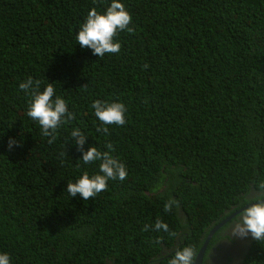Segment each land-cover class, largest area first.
<instances>
[{
  "label": "trees",
  "instance_id": "1",
  "mask_svg": "<svg viewBox=\"0 0 264 264\" xmlns=\"http://www.w3.org/2000/svg\"><path fill=\"white\" fill-rule=\"evenodd\" d=\"M120 2L134 30L118 33L119 54L99 58L76 36L112 0H0V253L11 264H169L264 199V0ZM29 77L41 91L52 83L75 114L51 143L27 115L19 85ZM95 100L123 103L127 123L98 132ZM77 128L85 151L111 144L128 172L88 201L66 191L100 174L99 161L80 159ZM243 212L212 234L202 264L216 242H234ZM245 240L239 257L221 256L264 264V241Z\"/></svg>",
  "mask_w": 264,
  "mask_h": 264
},
{
  "label": "clouds",
  "instance_id": "2",
  "mask_svg": "<svg viewBox=\"0 0 264 264\" xmlns=\"http://www.w3.org/2000/svg\"><path fill=\"white\" fill-rule=\"evenodd\" d=\"M132 23V16L126 10L125 5L120 0H112L110 7L105 12H98L93 7L87 14L76 40L81 48L91 49L93 55L103 58L105 54H119L121 44L115 39L119 32L127 30L132 32L134 29L129 25ZM41 81L33 80L29 77L25 82L20 83L19 88L29 96L31 103L27 115L34 121H38L42 128V134L49 136L51 143L54 133L63 124L75 119V114L68 110L66 101L55 95V88L52 83L40 90ZM94 115L101 122L102 127H98V132L108 134V125L124 126L127 123V108L123 103H108L95 100L91 106ZM71 139L77 146V150L82 153L80 159L84 164H92L99 161V173L89 176L84 172L81 178L75 183H68L66 191L71 197L78 194L84 200L94 199L99 193L106 191L109 180H126L128 172L124 164L119 162L110 153L114 151L111 144L106 145L109 151H100L96 147H89L84 150L87 136L80 129L71 132ZM18 146L17 141L9 138L8 148L11 150ZM176 201L169 200L165 203V212L172 210V205ZM148 226H145V230ZM167 232L168 225L161 220H157L154 230ZM236 236L246 237L249 234L254 240L264 241V202L254 203L247 207L241 215V221L233 229ZM195 251L192 247L178 249L170 259L169 264H194ZM0 264H11V258L7 253H0Z\"/></svg>",
  "mask_w": 264,
  "mask_h": 264
},
{
  "label": "rangeland",
  "instance_id": "3",
  "mask_svg": "<svg viewBox=\"0 0 264 264\" xmlns=\"http://www.w3.org/2000/svg\"><path fill=\"white\" fill-rule=\"evenodd\" d=\"M240 221H241V215L238 217V220H237V223H236V225L238 224V223H240ZM235 225V226H236ZM246 237H248V236H246ZM246 237H240V239H239V242H238V245H237V248H236V253H235V257L240 253L241 254V252H242V248H243V246H244V244H245V238ZM218 243H222L223 244V246H224V248L222 249V247H220V248H215V247H212V249L210 250V252H209V256H208V260H207V262H208V264H213L212 263V260H211V254H212V252L215 250V253L213 254V256L212 257H214V258H218L219 259V261H220V263L219 264H237V258L239 257V255H238V257L234 260H229V257H227L228 255H225L224 256V258L221 256L222 255V253H224V252H231L230 251V246L231 245H229V244H231V242L229 241V240H225V239H223V240H221V241H218ZM214 249V250H213ZM235 251V250H234ZM233 251V252H234ZM233 256V255H232ZM234 257V258H235Z\"/></svg>",
  "mask_w": 264,
  "mask_h": 264
},
{
  "label": "water",
  "instance_id": "4",
  "mask_svg": "<svg viewBox=\"0 0 264 264\" xmlns=\"http://www.w3.org/2000/svg\"><path fill=\"white\" fill-rule=\"evenodd\" d=\"M264 199H260L258 201L246 204L242 207H240L239 209L233 211L231 214H229L228 216H226L224 219H222L220 222L216 223L215 225H213L208 233L205 236V239L203 241V243L201 244L200 248L198 249V251L195 254V258H194V264H202V258H203V254L206 248V245L208 243V240L210 239V237L212 236V234L219 228L221 227L224 223H226L228 220H230L232 217L236 216L237 214H239L240 212H242L243 210H245L247 207L251 206L254 203H258L263 201Z\"/></svg>",
  "mask_w": 264,
  "mask_h": 264
},
{
  "label": "flooded vegetation",
  "instance_id": "5",
  "mask_svg": "<svg viewBox=\"0 0 264 264\" xmlns=\"http://www.w3.org/2000/svg\"><path fill=\"white\" fill-rule=\"evenodd\" d=\"M238 220V217L237 218H235L233 221H232V223H231V226H230V228H229V234L231 235V236H233L234 237V242L231 244V246H230V251H231V253L232 254H235L236 253V248H237V245H238V242H239V239H240V236H236V235H234V233H233V229L235 228V225H236V223H237V220ZM212 247H217V248H220L221 247V244L220 243H218V242H216ZM214 250V249H213ZM235 250V251H234ZM234 251V252H233ZM215 253V250L212 252V254H211V260H212V263L213 264H219L220 263V261H219V259L218 258H214V257H212L213 256V254Z\"/></svg>",
  "mask_w": 264,
  "mask_h": 264
}]
</instances>
